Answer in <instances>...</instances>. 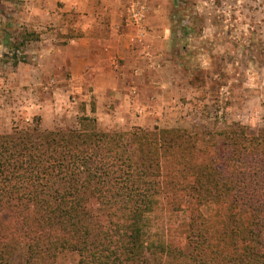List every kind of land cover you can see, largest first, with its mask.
Masks as SVG:
<instances>
[{"label":"trees","instance_id":"trees-1","mask_svg":"<svg viewBox=\"0 0 264 264\" xmlns=\"http://www.w3.org/2000/svg\"><path fill=\"white\" fill-rule=\"evenodd\" d=\"M63 256L264 264V128L104 131L85 115L0 134V264Z\"/></svg>","mask_w":264,"mask_h":264},{"label":"rangeland","instance_id":"rangeland-1","mask_svg":"<svg viewBox=\"0 0 264 264\" xmlns=\"http://www.w3.org/2000/svg\"><path fill=\"white\" fill-rule=\"evenodd\" d=\"M27 1L0 0V134L30 127L35 117L46 130L78 129L85 115L104 131L264 128V0H127V14L133 2L145 7L143 22L131 26L159 33L148 41L153 62L130 68L131 88L97 113L90 85L36 71L49 45L40 33L55 28L38 33L25 18ZM59 264L76 263L63 256Z\"/></svg>","mask_w":264,"mask_h":264},{"label":"crops","instance_id":"crops-1","mask_svg":"<svg viewBox=\"0 0 264 264\" xmlns=\"http://www.w3.org/2000/svg\"><path fill=\"white\" fill-rule=\"evenodd\" d=\"M26 5L25 18L38 25V33L49 23L55 28L52 34L40 33L39 42L43 38L49 45L36 71L58 82L90 85L96 113L131 88L130 68L153 62L150 44L159 33L131 26L127 0H28Z\"/></svg>","mask_w":264,"mask_h":264},{"label":"built area","instance_id":"built-area-1","mask_svg":"<svg viewBox=\"0 0 264 264\" xmlns=\"http://www.w3.org/2000/svg\"><path fill=\"white\" fill-rule=\"evenodd\" d=\"M145 7L140 3L133 2L128 10L129 21L135 24H141L144 20Z\"/></svg>","mask_w":264,"mask_h":264}]
</instances>
